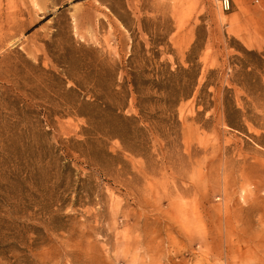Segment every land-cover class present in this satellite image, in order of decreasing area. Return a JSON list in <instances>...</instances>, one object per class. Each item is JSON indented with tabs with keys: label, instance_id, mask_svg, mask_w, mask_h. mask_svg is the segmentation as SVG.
Masks as SVG:
<instances>
[{
	"label": "rangeland",
	"instance_id": "rangeland-1",
	"mask_svg": "<svg viewBox=\"0 0 264 264\" xmlns=\"http://www.w3.org/2000/svg\"><path fill=\"white\" fill-rule=\"evenodd\" d=\"M0 0V264H264V0Z\"/></svg>",
	"mask_w": 264,
	"mask_h": 264
},
{
	"label": "built area",
	"instance_id": "built-area-1",
	"mask_svg": "<svg viewBox=\"0 0 264 264\" xmlns=\"http://www.w3.org/2000/svg\"><path fill=\"white\" fill-rule=\"evenodd\" d=\"M222 9L226 10L229 8V4L227 0L221 1Z\"/></svg>",
	"mask_w": 264,
	"mask_h": 264
}]
</instances>
